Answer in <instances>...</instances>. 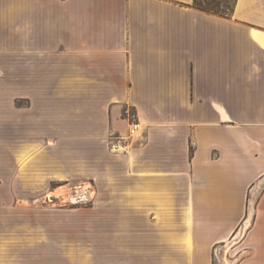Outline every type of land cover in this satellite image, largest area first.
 Returning <instances> with one entry per match:
<instances>
[{
	"label": "crops",
	"instance_id": "crops-1",
	"mask_svg": "<svg viewBox=\"0 0 264 264\" xmlns=\"http://www.w3.org/2000/svg\"><path fill=\"white\" fill-rule=\"evenodd\" d=\"M78 153L96 215L57 217ZM226 260L264 264V0H0V264Z\"/></svg>",
	"mask_w": 264,
	"mask_h": 264
},
{
	"label": "rangeland",
	"instance_id": "rangeland-1",
	"mask_svg": "<svg viewBox=\"0 0 264 264\" xmlns=\"http://www.w3.org/2000/svg\"><path fill=\"white\" fill-rule=\"evenodd\" d=\"M225 1V0H222ZM229 9L232 8L234 0H226ZM73 177L58 183V192L55 194H41L39 201L42 204H50L57 209V217H64V212L71 213L74 220L88 217L93 218L96 210L93 204L96 201V183L93 178L80 177L81 161L80 154L73 155L72 161ZM96 169V160H90V170ZM61 210V211H60ZM76 228H74L75 230ZM238 231V229H237ZM227 248V247H226ZM231 257V256H230ZM232 259V258H230ZM229 262L226 260V264Z\"/></svg>",
	"mask_w": 264,
	"mask_h": 264
},
{
	"label": "built area",
	"instance_id": "built-area-1",
	"mask_svg": "<svg viewBox=\"0 0 264 264\" xmlns=\"http://www.w3.org/2000/svg\"><path fill=\"white\" fill-rule=\"evenodd\" d=\"M124 114L128 120L127 133L125 135L112 134L108 138V146L112 152L123 151L129 141L138 137L141 128L139 123L135 121V115L129 110H125Z\"/></svg>",
	"mask_w": 264,
	"mask_h": 264
},
{
	"label": "trees",
	"instance_id": "trees-1",
	"mask_svg": "<svg viewBox=\"0 0 264 264\" xmlns=\"http://www.w3.org/2000/svg\"><path fill=\"white\" fill-rule=\"evenodd\" d=\"M236 0L231 9L228 7V2L222 0H192V5L204 12L216 14L222 17H230L235 6Z\"/></svg>",
	"mask_w": 264,
	"mask_h": 264
}]
</instances>
